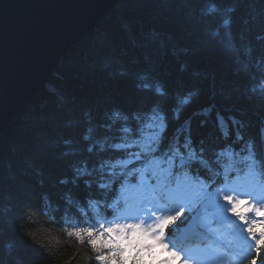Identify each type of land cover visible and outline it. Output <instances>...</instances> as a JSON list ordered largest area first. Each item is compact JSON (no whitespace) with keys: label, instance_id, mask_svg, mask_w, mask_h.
<instances>
[{"label":"trees","instance_id":"trees-1","mask_svg":"<svg viewBox=\"0 0 264 264\" xmlns=\"http://www.w3.org/2000/svg\"><path fill=\"white\" fill-rule=\"evenodd\" d=\"M129 124L142 151L166 125L169 160L233 144L264 152V0H119L84 34L0 133V264H95L69 232L122 223L81 202L106 196ZM144 187L121 197L134 204Z\"/></svg>","mask_w":264,"mask_h":264},{"label":"snow or ice","instance_id":"snow-or-ice-1","mask_svg":"<svg viewBox=\"0 0 264 264\" xmlns=\"http://www.w3.org/2000/svg\"><path fill=\"white\" fill-rule=\"evenodd\" d=\"M121 131L111 149L117 153L118 163L112 165L116 174L99 185L106 196L99 204L91 197L81 204L90 209L88 215L96 213L123 223L108 226L107 234L91 227L69 232L80 242L87 240L95 264H264V152L251 143L238 150L233 144L225 146L229 151L214 150L211 159L203 149H196L188 159L169 160L171 153L164 156L166 125L143 151L139 125L129 124ZM127 152L134 158H128ZM219 155L226 159L220 160ZM150 161H158V167L147 168ZM182 180L194 191L178 215L169 213L174 218L166 226L144 208L143 201L136 211H129L121 197L125 184L153 187L162 183L176 189ZM149 220L154 223L149 225Z\"/></svg>","mask_w":264,"mask_h":264},{"label":"water","instance_id":"water-1","mask_svg":"<svg viewBox=\"0 0 264 264\" xmlns=\"http://www.w3.org/2000/svg\"><path fill=\"white\" fill-rule=\"evenodd\" d=\"M119 0H0V133Z\"/></svg>","mask_w":264,"mask_h":264},{"label":"rangeland","instance_id":"rangeland-1","mask_svg":"<svg viewBox=\"0 0 264 264\" xmlns=\"http://www.w3.org/2000/svg\"><path fill=\"white\" fill-rule=\"evenodd\" d=\"M147 189H148V187H147ZM143 190H145V189H143ZM171 190H173L172 191V194L173 195H168V197H171L172 196V197L176 198V200L181 205H183L185 203V200L189 198V195L191 194V192L194 191V187H192L191 189H189L186 192L181 191L179 188H176V189H173L172 188ZM178 191L179 192H183L184 195H182V196L181 195H178L177 194ZM143 194H145V193H143ZM143 194H142V196H143ZM141 201H143V200H141L140 198L135 199V202H134L135 204L134 205L128 204V210L129 211H136L137 208H138V205H139V203ZM143 202H144V205H145L146 204L145 201H143ZM160 207H161V210L167 209V207L164 206V205H160ZM145 208H147L149 211H151L153 213V216L156 217V220H158L159 221V224L162 226L163 223L165 222V216H164L163 212H157V211L153 210L151 207H148V206H146ZM140 210H143V209H140ZM122 223H123V221H122ZM152 223H154V221H152V220H149L148 221V224L149 225H151ZM161 231H162V227H161Z\"/></svg>","mask_w":264,"mask_h":264}]
</instances>
